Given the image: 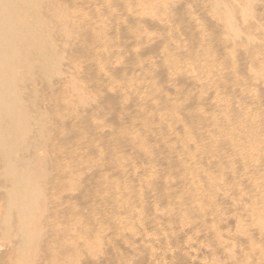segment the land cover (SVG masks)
<instances>
[{
  "label": "bare ground",
  "instance_id": "1",
  "mask_svg": "<svg viewBox=\"0 0 264 264\" xmlns=\"http://www.w3.org/2000/svg\"><path fill=\"white\" fill-rule=\"evenodd\" d=\"M137 1L135 9L148 10L153 15L152 20L160 23L167 33L182 32V26L173 24V21L154 19L158 9L170 5V0ZM156 1H161V4L155 6ZM95 2L85 0L82 9L89 8ZM257 2L232 0L220 3L209 0L201 3L200 7L213 13L217 26L223 29L225 35H230L233 41L243 35L245 40L252 42L254 38L242 32L238 25L237 10L243 19L255 18L257 25L264 29L256 21ZM178 7L183 8L182 5ZM166 10L171 15L170 8ZM71 13L64 0H0V237L3 238V244H0V264H82L83 254L77 252L76 247L69 249L58 239L56 242L48 240L42 213L50 203L64 209L67 206L65 211L79 216L82 208L89 210L87 202L90 198L103 194L102 189L96 187H90L85 194L80 190H71L62 196V191L65 187L63 183L68 182L73 188L80 183L81 176L71 164L88 163L80 154L69 152L70 140L88 123L102 132L106 131L104 124L99 121L93 123L92 118L103 114L97 109L114 106L97 100L85 108L90 115L80 113L79 119L70 123L61 108L54 111L51 107L52 97L39 100L42 96L40 81L49 83V89L53 91L51 78L59 74L65 59L60 46L71 49L75 46V42L72 44L70 40L75 36V29H70L71 25L75 26ZM102 13L101 9L98 16ZM190 24L198 31L204 30L198 19L192 17ZM94 25L93 17L81 15L78 26L82 37L75 56L84 53L90 63L98 67L100 62L93 57L91 48L87 49L88 43H95L89 36ZM83 26L91 27L85 29ZM157 38V35L146 37L144 41L149 44ZM199 42L205 43L207 39L202 35ZM185 44L178 42L175 47L170 43L165 45L161 48L163 59L146 66V70L158 71L164 67L170 70L167 83L174 91L178 88L179 77L186 75L185 78L195 88L210 94L211 90L218 88L217 80H213L208 69L212 50L210 47L207 49L205 59L197 52L188 55L185 62H180L176 54L180 53ZM95 49L98 55L110 62L120 57L117 51L109 52L104 46H96ZM196 67L207 70L209 74L192 76ZM37 73L39 79L36 78ZM81 74L85 75V70ZM105 75L108 76L107 73ZM69 83L70 80L65 77L59 86V93L64 94L66 84ZM131 93L137 97L150 96L147 101L153 106H159L158 94L151 96V91L143 90ZM56 102L59 106L62 100L56 99ZM224 105L218 103L216 107L220 109ZM140 109L144 110L143 107ZM202 110L200 108L199 113L188 120L180 119L177 128L167 122L161 125L179 143L182 151L168 148L155 154L148 147L146 139L140 136V128L125 129L124 135L132 140L134 146H140L135 157H146L151 162L140 170L126 166L121 172L127 174L126 177L131 181L144 183L150 189L135 196L117 190H108L106 195L132 217L145 216L146 211L152 208L156 214L168 215L164 223H150L151 230L157 231L150 238L156 240L159 247H168L176 243L173 240L176 236L171 233V237L168 233V236L158 234L162 233V228H169L172 232V226L176 225L181 236L192 237H189L182 249L193 264H264V134L258 130L248 110L233 114L228 105L220 113ZM88 116L91 118L89 121L86 119ZM189 122L198 124L190 126ZM149 134L153 140L157 139L153 130ZM88 140V137H83L75 142V146L81 148ZM96 154L97 157L110 155L101 149ZM167 157L171 159L165 161L163 166L172 163L177 170L166 176L165 185H162L159 175L148 176L147 173L159 168L161 164L158 161ZM99 171L95 177L101 178ZM113 181V178L107 176L103 178V182L109 186H112ZM80 198L82 203H79ZM160 199L167 205L163 209L154 205ZM110 213V210H106L100 218L109 217ZM116 222L121 227L124 225L119 219ZM73 225L79 224L73 221ZM88 237L84 242L93 246L91 237ZM150 238L145 235L140 240L147 241ZM203 238L206 245L200 240ZM211 245L214 248L212 259L199 257L209 250L206 246ZM232 249L239 256L237 262L231 257ZM149 250L156 253L154 249Z\"/></svg>",
  "mask_w": 264,
  "mask_h": 264
},
{
  "label": "rangeland",
  "instance_id": "2",
  "mask_svg": "<svg viewBox=\"0 0 264 264\" xmlns=\"http://www.w3.org/2000/svg\"><path fill=\"white\" fill-rule=\"evenodd\" d=\"M64 1L72 12L71 19L75 24V26H70L71 30L75 29V36L70 39L72 44L75 42V46L72 49L60 46L65 59L61 63L59 74H55L51 78V83L54 86L53 91H50L49 83L40 81L39 90L42 92V96L39 100L52 97L51 107L54 108V111L61 108L70 123L76 122L80 113L85 116L87 113L90 115V112L85 108L92 103L95 104L97 100L111 103L114 107L97 109L103 114L92 118L93 123L99 121L104 124L106 131L102 132L88 123L82 126L80 133L74 135L70 140L69 152L80 154L88 163L71 164L82 178L80 177V183L76 188L70 187L68 182L63 183V187H65L62 191V196H66L71 190H80L85 194L90 187H96L101 188L103 194L90 198L87 207L91 212L87 208H82L80 210L82 213L79 216L70 215L68 211H65L67 206L64 209L60 205L54 207L49 203L47 210L42 213L48 240L56 242L58 239L69 249L76 247V251L83 254L82 264H155V262L181 264V262L187 263V261L189 264H193L188 259L186 251L182 249L184 243L191 236H181L176 225L172 226L174 233L166 227L167 229H161L163 234H158L168 236L167 233H171L176 236L173 239L176 243H171L168 247L163 245L159 247L160 244L150 238L157 233L156 230H151L150 223L154 221L164 223L168 219V215L156 214L152 208V211H146L145 216L132 217L119 208L120 204L107 197L108 190H117L120 193H129L135 196L141 192H148L150 189L144 183L131 181L126 177L127 174L121 172L126 166L140 170L151 162L146 157L140 159L135 157L140 146L139 144L134 146L132 140L124 135L125 129L140 128V136L146 139L148 147L155 154L168 148L182 151L183 148L179 143L171 138L166 129L161 127L162 123L167 122L177 128L180 119L185 121L191 116H196L200 108L204 109L202 112L215 110L220 113L221 109L228 105L233 114L248 110L258 125V130L264 134V29L257 25L254 21L255 18L243 19L237 10L239 27L242 32L251 35L254 41L248 42L243 35L233 41L230 35H225L223 29L217 26L213 13L200 7L201 3H207L209 0H170V5L158 9V15L154 19L161 18L181 25L183 30L180 34L167 33L160 23L152 20L153 15L148 10H136L137 0H96L89 8H85L86 11L82 9L85 0ZM217 1L225 3L232 0ZM157 4H161V1H156L154 5L158 6ZM178 5H182L183 8H177ZM167 7L170 8L171 15L167 14ZM207 8L211 9L209 6ZM101 9L103 13L99 17ZM112 11H115L114 14ZM83 14L94 18L95 28L89 33V36L95 43H88L87 49L91 48L93 57L100 62L98 67L90 63L89 57L84 53L75 56L82 37L78 20ZM255 16L257 17L256 21L264 26V0H258ZM192 17L202 23L203 31H198L197 28L191 26ZM90 27L83 26L85 29ZM155 35L158 38L149 44L144 41L146 37ZM202 35L207 39V42H199ZM178 42H186L180 53L176 54L180 62H185L188 55L197 52L205 59L207 49L211 48L212 60L209 61L208 69L213 80H217V89L211 90L210 94L203 93L190 84L185 75L179 77L177 91H174L167 83L170 70L165 67L158 71L146 70V66L163 59L162 47L169 43L175 47ZM96 46H104L109 52L117 51L120 54L119 59L108 61L105 57L97 54ZM82 70H85V75L81 74ZM172 74L174 75L175 72L172 71ZM191 74L192 76L208 75L209 72L196 67V71ZM39 77V73H37L36 78L39 79ZM65 77L70 80V83L66 84L65 92L61 94L59 86ZM142 90L151 91V96L158 94L159 106H153L149 100L147 101L150 96L137 97L131 93V91L142 92ZM56 99L62 100L59 106ZM218 103L221 106L224 103L225 105L217 109ZM140 107H143L144 110H141ZM86 119L89 121L91 118L88 116ZM201 123L199 122V124ZM197 124L189 122L190 126ZM151 130L157 136L156 140L149 137ZM83 137H88V142L81 148H77L75 142ZM101 138L104 139L101 140ZM61 144L64 145V142L61 141ZM98 149L110 153V155L97 157ZM170 159L167 157L159 160L161 166L153 169L147 175H159L162 178L160 183L165 185V177L177 170L172 163L169 166H163V163ZM52 168L50 166V171ZM98 171L101 173V178L95 177V173L97 174ZM106 176L109 179H114L112 186L103 182V178ZM83 194H81L82 198ZM75 201L73 200V202ZM82 202L80 198L79 203ZM65 203H67V198ZM154 205H158L160 209L167 206L162 199ZM106 210L111 211L110 216L100 218V215ZM117 219L124 222L122 227L116 222ZM73 221L79 225H73ZM168 229L169 231H166ZM145 235L150 239L141 241L140 238ZM88 236L96 245L88 246L84 242L85 238H89ZM200 240L205 245L207 244L204 238ZM0 244H3L1 237ZM71 244L74 245L70 246ZM64 246L61 248L66 249ZM209 247L206 246L209 250L199 257L211 260L214 248L212 245ZM149 249H154L156 253ZM235 249L231 250V257L234 262H237L239 256L235 254Z\"/></svg>",
  "mask_w": 264,
  "mask_h": 264
}]
</instances>
